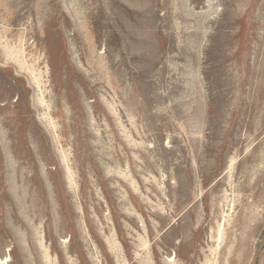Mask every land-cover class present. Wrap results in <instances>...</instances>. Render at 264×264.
<instances>
[{
  "label": "rangeland",
  "instance_id": "374dc122",
  "mask_svg": "<svg viewBox=\"0 0 264 264\" xmlns=\"http://www.w3.org/2000/svg\"><path fill=\"white\" fill-rule=\"evenodd\" d=\"M0 264H264V0H0Z\"/></svg>",
  "mask_w": 264,
  "mask_h": 264
}]
</instances>
